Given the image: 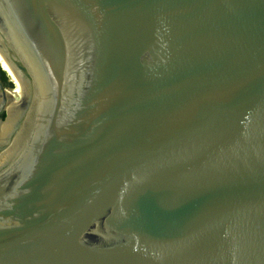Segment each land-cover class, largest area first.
Returning a JSON list of instances; mask_svg holds the SVG:
<instances>
[{
	"label": "water",
	"instance_id": "obj_1",
	"mask_svg": "<svg viewBox=\"0 0 264 264\" xmlns=\"http://www.w3.org/2000/svg\"><path fill=\"white\" fill-rule=\"evenodd\" d=\"M0 53V264H264V0H0Z\"/></svg>",
	"mask_w": 264,
	"mask_h": 264
},
{
	"label": "bare ground",
	"instance_id": "obj_2",
	"mask_svg": "<svg viewBox=\"0 0 264 264\" xmlns=\"http://www.w3.org/2000/svg\"><path fill=\"white\" fill-rule=\"evenodd\" d=\"M0 65L2 66L4 71L8 74L12 83H14L15 85L14 89L12 90L8 89V92H7V95L9 97L8 99L12 102H18L21 99V88H20L19 82L17 78L15 77V75L10 70V68L8 67V65L6 64V62L4 61L1 53H0Z\"/></svg>",
	"mask_w": 264,
	"mask_h": 264
},
{
	"label": "trees",
	"instance_id": "obj_3",
	"mask_svg": "<svg viewBox=\"0 0 264 264\" xmlns=\"http://www.w3.org/2000/svg\"><path fill=\"white\" fill-rule=\"evenodd\" d=\"M0 79H1L2 84L5 86V88H8V89L15 88L14 83L10 81L8 74L2 69L1 65H0ZM5 117L6 115L4 113L0 115L1 120H4Z\"/></svg>",
	"mask_w": 264,
	"mask_h": 264
}]
</instances>
